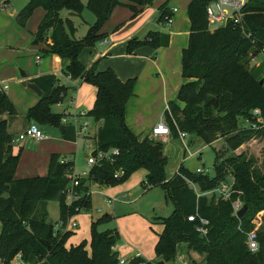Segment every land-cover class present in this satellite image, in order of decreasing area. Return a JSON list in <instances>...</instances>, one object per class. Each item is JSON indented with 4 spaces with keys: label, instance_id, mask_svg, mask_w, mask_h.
I'll return each instance as SVG.
<instances>
[{
    "label": "trees",
    "instance_id": "obj_1",
    "mask_svg": "<svg viewBox=\"0 0 264 264\" xmlns=\"http://www.w3.org/2000/svg\"><path fill=\"white\" fill-rule=\"evenodd\" d=\"M152 0H88L86 6L95 14L96 21L83 38L73 36L71 21L62 16L63 10L80 13L79 0H30L17 15V22L25 26L36 8L43 10L35 39L45 41L47 52L58 54L64 61L63 71L70 78L95 88L93 105L88 115L101 121L96 133V148L116 147L119 154L90 167L86 178H79L76 187L80 197L66 203L64 189L71 180L73 162L64 161L59 154H51L45 176L14 178L19 153H12L13 137L0 120V264H10L17 253L30 264H120L119 254L113 249L119 240L117 229L99 230V226L113 216L103 214L90 225L89 249L86 240L67 245L73 232L57 231L46 221L44 204L59 203V222L65 225L70 216L90 208L89 183L115 186L124 182L138 169L145 170L143 186H160L173 204L170 215L161 221L156 233L155 254L164 262L175 259L181 245L202 257L205 264H264V161L257 166L254 155L242 152L226 156L216 151L214 175L191 172L183 165L169 178L164 175L166 158L161 141L144 137L139 140L125 122L126 104L133 95L135 78L121 80L115 71L89 68L78 60L83 47L92 46L104 38L100 31L117 5H146ZM211 0H190L187 4L189 34L187 45L181 50V76L176 100L167 102L163 112L172 136L179 132L195 134L206 144L226 137V150L232 151L245 140L263 131L241 128L240 121L251 119V111L260 110L264 119V81L257 77L261 66L248 69L249 50L264 47V0H249L241 9L238 23L231 20L210 29L206 6ZM134 14L137 9L133 8ZM159 20L170 16L168 7L159 8ZM247 33L250 35L247 36ZM169 37L149 32L142 40L132 38L126 43L127 53L143 45L166 46ZM264 80V79H263ZM65 86L41 93L39 100L26 112V118L41 125L57 126L61 114L51 107L60 102ZM15 113L5 93L0 94V113ZM118 170L123 174L115 176ZM229 174L234 177L233 190L228 199L216 195L197 196L188 180L198 191L214 189ZM239 198L246 205L237 217L232 201ZM197 214L193 221L188 216ZM198 217L209 221L206 234L197 231ZM254 231L258 249L250 251L247 234ZM124 264H151L141 257H132Z\"/></svg>",
    "mask_w": 264,
    "mask_h": 264
},
{
    "label": "rangeland",
    "instance_id": "obj_2",
    "mask_svg": "<svg viewBox=\"0 0 264 264\" xmlns=\"http://www.w3.org/2000/svg\"><path fill=\"white\" fill-rule=\"evenodd\" d=\"M29 1L0 0V80L8 81V89L3 91L0 88V94L13 95L11 100L15 101V106L19 112L24 110L22 105L30 101L29 96L37 101L40 97L27 87L28 83H34L37 86L41 84L43 88H48L51 79H55L57 84L64 85L65 83V79L60 73V67L64 64L61 57L58 54L47 52V47L43 41L37 45L31 44L35 40V31L43 14L42 9L36 8L25 26H21L17 22V15ZM79 1L83 5L80 13L62 11V16L71 21L73 36L76 39L83 38L88 28L96 21L95 14L86 6L88 0ZM189 1L152 0L143 6L128 3L117 5L102 24L100 31L105 34L106 41L110 43H116L128 35V40L132 38L142 40L149 32L166 33L170 27L165 25L163 20L157 19L159 8L161 6L177 7L178 11L175 15L179 16L178 19L180 20L181 16L183 18L188 17L187 4ZM134 7L138 10L135 14L133 12ZM183 29L185 30L184 27ZM99 41H96L92 46L83 47L78 54V60L84 68H89L94 62H96L98 71L111 68L121 80L135 78V84L138 82L139 85L135 93L136 96L132 100L135 102L127 110V120L138 128H148L159 120L160 114L165 109L164 95L168 100H176L182 83L181 49L187 45V34H180L175 37L170 47L162 50L161 53H159L160 47L146 45L142 46L148 47L146 49L136 48L135 50H141L134 52L135 56H128L126 41L124 44H114L107 57L99 58L97 51L104 49L99 45ZM36 53H39L42 58L39 64H36L34 60ZM246 56L249 70L263 64L257 77H264V55L261 54V50H249ZM153 57L158 58L155 60ZM155 62H157V66ZM146 63V68L141 73V68ZM22 72L25 73V76H21ZM74 80L76 84L83 82L80 78H74ZM81 85L82 97L75 100L72 88L66 86V91L60 98V102L52 105L51 111L66 113V117L69 118L70 114L90 109L89 103L94 97V89L85 82ZM45 93L48 92H43V94ZM85 105L89 107L86 109ZM5 115H11V113H0V120H6ZM87 119L89 120V117ZM14 123L15 126H22L23 120L20 116L15 117ZM64 126H70V124L67 123ZM227 137H219L212 143L206 144L195 134H187L184 141L180 139L179 135L174 137L170 134L167 141L162 143V152L166 158L165 177H171L180 165L193 173L196 168H201L208 176L212 177L217 150L224 157L238 155L242 152L247 155H254L257 166H261L264 161V131L245 140L232 151H225ZM89 151L90 149L85 148L79 141V153L77 154V169L79 171L87 168L82 155ZM190 153L193 154L190 155ZM144 180L145 170L138 169L131 173L124 182L109 190L107 189V194L118 200L113 206H108L104 197L99 193L100 189H106V186L91 184L89 209H83L76 215L70 216L65 225L59 227V203L48 201L44 204L47 213L45 219L52 223L57 231L69 230L73 232L67 241L68 245L78 244L85 239L89 249L91 222L103 214L110 213L114 218L98 228L99 230L117 229L119 233L117 242L119 257L127 262L136 256L149 261L151 264H158L162 260L154 251L156 233L161 229L159 221L170 215L173 204L165 197L164 190L160 186L150 187L146 183L144 187ZM260 216V221L264 220V213ZM71 222L76 223V228L67 229L70 228ZM201 259L202 257L198 253L187 250L184 245H181L175 259L164 264H205L201 262Z\"/></svg>",
    "mask_w": 264,
    "mask_h": 264
},
{
    "label": "crops",
    "instance_id": "obj_3",
    "mask_svg": "<svg viewBox=\"0 0 264 264\" xmlns=\"http://www.w3.org/2000/svg\"><path fill=\"white\" fill-rule=\"evenodd\" d=\"M126 3L127 2H125V4ZM174 7L175 6L168 7L169 11H170V17L172 18L171 22L167 23L166 20H163L165 25H167L170 28L166 33H161V34L168 35L169 41H168V44L166 46L160 47L161 50L159 53H161L162 50L168 49L170 47L171 43L173 42V40L175 39V37H178L180 34H185V35L187 34V40H188V34H189L188 26L190 25L189 19H188V17L183 18V16H181L180 20H179L178 19L179 16L175 15V13H177V11H178L177 7H175L176 11H172V8H174ZM42 12H43V10H42ZM159 14H160V10H158L157 19L159 18ZM42 16H43V14H42ZM172 24H174V26H172ZM183 27L185 28V30L183 29ZM128 37H129V35L123 39H120L119 41H116V43L107 42L105 39L106 37H104L103 39H101L99 41V45L102 46L104 49L97 51V57H99V58L107 57L110 54V49L112 46H114V44H117V43L124 44L128 40ZM33 42L31 43L32 45H37L39 43L38 41L36 44H34ZM43 42L45 44V47H47L46 42L45 41H43ZM143 46H146V45H143ZM138 48L146 49L148 47L140 46ZM141 49H137L135 51H132V53H127V54H128V56H135L134 52L139 51ZM37 56H39L38 59H37ZM153 58L156 60L158 57H153ZM41 59L42 58H41L39 53H36L34 55V60H35L36 64H39L41 62ZM146 65H147V63L145 64V66H143L141 68V73L144 72ZM155 65L157 66V62H155ZM22 73L23 74H21V76H25V73L24 72H22ZM60 73L63 75V77L65 79L64 85H62L60 83L57 84V83H55V79H51L50 80L51 83L48 85V88L41 87V84L38 85L39 89L41 88L40 89L41 93L49 92L55 86H61L62 85L65 87L68 86V87L72 88L75 100L82 97V85L81 84H83V82L80 84H76L74 79L70 78L68 75H66L64 73L63 66L60 67ZM117 76H118V74H117ZM0 82L2 83V84H0L1 90H3V91L7 90L8 89V81L0 80ZM183 82H184V79L182 78V83ZM4 85H6V88L3 87ZM138 85L139 84L137 82L134 86V89H133L134 90L133 95L129 98V100L126 104L125 122H126V125L130 128V130L138 137L139 140H141L146 136L152 138V135H151L152 127L155 126L157 121H159V120L154 122V124H152L151 126H149L146 129L138 128V126H134V124L128 122L127 110H128V108H130L132 106L133 102H135L132 100L136 96L135 93L137 91ZM93 89H94L93 90V93H94L93 98H95V88L93 87ZM11 96H13V95L7 94V97L9 98L11 103L13 104V107L15 109V113L11 114V115H5L6 116V129H7L8 133L13 137L12 153L13 154L19 153V156H20L16 170H15V173H14V178L20 179V178H28V177H34V176H45L47 174V168H48V162H49L50 155L54 154V153L59 154L60 158L64 161L73 162V167H72L73 172L72 173L79 175L80 178H86L87 173L90 169V166H88L87 162H86V156L88 153H86L85 155L84 154L82 155V158L85 159L87 168L82 170V171H79L77 169L78 168L77 167V164H78L77 154L79 153L78 152L79 141L82 142L83 146L87 149L91 148V147L89 148V145L92 147L93 146L95 147L96 146V131H97L98 127L101 125V121H94L93 118L88 115L87 112L91 108L88 109L87 111L81 110L77 113L70 114V115H75V114L78 115L81 112L85 113V116H79V121L86 120L88 122L89 126L86 130V133H81L79 131L78 124L74 123L70 118H67L66 123H60V121H59V124L57 126L41 125L34 120L27 119L25 116H26V112H27L28 108L33 106L37 102V100L33 99V98H31V96H29L30 101L25 103V105H22L24 110L19 112L15 106V101L11 100V98H13ZM37 96L39 97L40 95H37ZM93 98H92V100H93ZM164 98H165V109H166L167 102L170 100H168L165 95H164ZM92 100L89 103V106H91V107L93 105L92 102H94V100L93 101ZM88 107H87V105H85L86 109ZM60 114H61V117H60V119H61L63 116V113H60ZM160 115L162 116L163 113ZM19 116L23 120L22 126H15V123H14L15 117H19ZM87 117H89V120L87 119ZM30 123L37 124L44 131L45 137L40 139V140H36V139L31 138V137H24L22 139H17L18 136L25 131L26 127ZM67 123H69L70 126H64V124H67ZM61 124H63V125H61ZM169 135H170V133L169 134H161V135H158L154 138H156V140L161 141L162 143H165L167 141V137ZM181 140L184 141V139H181ZM91 184H97V183H89V194L90 195H91V191H90ZM112 187L106 186V189L101 188L99 191V193L104 197L105 201L107 199H110V198L114 199L113 203L111 205H108V206H113L114 203L118 201L116 198L110 197L106 192L107 189L109 190ZM117 246L118 245L116 243V245H115L116 249L115 250L118 252Z\"/></svg>",
    "mask_w": 264,
    "mask_h": 264
},
{
    "label": "built area",
    "instance_id": "obj_4",
    "mask_svg": "<svg viewBox=\"0 0 264 264\" xmlns=\"http://www.w3.org/2000/svg\"><path fill=\"white\" fill-rule=\"evenodd\" d=\"M249 0H211L207 6H206V15H207V21L210 29L217 28L219 26L225 25L228 21H232L233 23H238L242 16L241 9L243 6L248 2ZM172 11H176V8H172ZM171 17H166V22H171ZM250 34L247 33V36ZM261 54L264 55V47L261 49ZM39 56H37V59ZM0 84H2L0 82ZM6 88V85L3 86ZM167 108V107H166ZM67 114L63 113L62 118L60 119V123H66L67 121ZM79 116H85V113L81 112L78 115H70V119L78 124L79 131L81 133H86V130L89 126L88 122L86 120L79 121ZM240 127L241 128H250L254 130H260L264 131V119L262 118L260 114V110L258 108H255L251 111V119H243L240 121ZM169 127L165 121L164 116H160L159 121L156 123L155 126L152 127L151 135L152 138L161 135V134H169ZM187 136L186 132H179V137L181 139H184ZM24 137H31L36 140H40L45 137L44 131L34 123H30L25 131L21 133L17 139H22ZM91 147V148H90ZM90 151L88 152L86 156V162L88 166H93L94 164L101 162L103 160H112L114 156L119 154V150L116 147L109 148L107 150H99L96 148V146L92 147L89 145ZM193 153H190L192 155ZM196 173L206 174L201 168H196ZM123 174V170H118L115 173V176H120ZM79 178L80 176L77 174L72 173L71 180L69 184L64 189L65 199L67 204H71L74 200L78 199L80 197V194L77 192L76 187L79 185ZM188 184L196 191L197 196L207 195L212 196L213 194L216 195V199L222 198V199H228L230 197V194L234 192L233 190V184H234V177L232 174H229L228 177L224 180H222L218 186H216L214 189L207 190L200 192L198 191L197 185L191 181L188 180ZM114 199H107L106 202L108 205H111L113 203ZM232 209L233 213L236 215V212L241 208L242 201L237 198L236 200L232 201ZM197 218V214H192L187 217L189 221H193ZM199 219V225L197 227V231L204 235L207 232V226L209 224L208 219L198 217ZM62 222H58V226L62 227ZM76 223L71 222L70 228L67 229H74L76 228ZM247 247L250 251L254 252L258 249V243L256 240V234L254 231L249 232L247 234L246 239ZM115 250L116 247H113ZM119 263L124 264L126 263V260L119 257ZM10 264H30L22 259L21 253H17L13 259L11 260Z\"/></svg>",
    "mask_w": 264,
    "mask_h": 264
},
{
    "label": "water",
    "instance_id": "obj_5",
    "mask_svg": "<svg viewBox=\"0 0 264 264\" xmlns=\"http://www.w3.org/2000/svg\"><path fill=\"white\" fill-rule=\"evenodd\" d=\"M33 43L36 44L37 43V40H34ZM21 74H23V73H21ZM262 82H263V80H260V84ZM27 87L29 89L33 90L37 95H41V90L39 89V87L36 84H34V83H28L27 84ZM245 210H246V205L243 204L241 206V208L236 212V216L237 217H240L245 212ZM158 264H164V262L163 261H160Z\"/></svg>",
    "mask_w": 264,
    "mask_h": 264
}]
</instances>
